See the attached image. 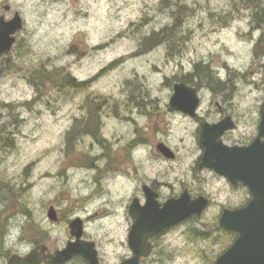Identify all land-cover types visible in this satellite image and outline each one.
<instances>
[{
  "label": "rangeland",
  "instance_id": "374dc122",
  "mask_svg": "<svg viewBox=\"0 0 264 264\" xmlns=\"http://www.w3.org/2000/svg\"><path fill=\"white\" fill-rule=\"evenodd\" d=\"M34 2L27 3L28 24L10 56L14 65H3L0 73V104L32 102L30 107H18L14 113L8 108L0 110V136L12 132L14 139L13 147H4L0 140V204L4 205L0 225L17 213L36 221L46 217L47 224L53 227L63 225L64 216L56 205L66 200L76 208L87 206L83 217L77 216L87 219L84 237L89 238L88 226L93 225L92 230L101 235L108 232L123 236L132 254L128 244L132 220L127 205L136 193L134 180L144 178L145 167L159 173L163 170L172 178L173 193L179 190L176 178L184 174L181 170L195 176L190 173L188 161L193 155L197 157L196 122L169 112L173 85L166 78L185 74L198 62L208 64L221 77L229 74L225 64L233 69L249 68L244 79L248 84L240 82L242 92L236 100L244 109L256 110L264 86L258 67L251 66V43L262 30H252L251 7L240 0ZM182 6L186 8L177 14ZM258 6H264V0ZM177 16L182 19L174 30V41L156 47L146 45L145 36L172 24ZM38 68L43 75L49 73L47 70L57 69V74L68 71L90 84L80 92L40 80L37 88L31 73L38 72ZM143 98L147 102L140 101ZM83 101L88 109L82 107ZM92 111L102 120L106 145L118 150L115 165L121 169L118 173L122 172L114 179L108 178L112 174L109 170H104L102 177L107 176V183L100 186V196L77 198L74 187L92 192L90 176L78 172L79 163L102 155L104 149L80 129L72 152L67 133ZM15 114L23 121L16 123ZM249 125L252 131L254 119H249ZM133 137L138 138L139 145L136 160L127 157L124 150ZM161 140L179 153L177 161L164 162L157 156L155 143ZM72 156L77 159L74 164ZM96 161L106 168L105 158ZM220 187L219 183H211L210 190L218 194ZM245 198L246 192L238 189L227 206L244 203ZM216 199L218 203L200 218L154 238L148 264H214L233 244L235 236L219 224L218 204L227 201L225 196L217 195ZM51 206L58 212L57 221L49 218ZM66 232L73 239L70 223ZM31 235L35 242L45 239L57 249L55 241L36 231L34 225ZM96 242L101 264H106L105 252ZM125 258H116V264ZM77 262L87 264L82 256H74L66 264Z\"/></svg>",
  "mask_w": 264,
  "mask_h": 264
},
{
  "label": "flooded vegetation",
  "instance_id": "af4514ba",
  "mask_svg": "<svg viewBox=\"0 0 264 264\" xmlns=\"http://www.w3.org/2000/svg\"><path fill=\"white\" fill-rule=\"evenodd\" d=\"M30 0H0V14L3 15L4 18H7L11 16L12 20L15 18H22L24 21V29L26 28L28 24V20L25 16V9L27 8V3ZM36 1L34 2V5L37 3L43 4L45 2H51V1H63V0H32ZM252 14L250 15L252 21V30H262V34L258 38H252V63L251 66L254 64L258 67V70L262 74V85L264 86V6H258L251 8ZM0 24L5 25L8 23L3 22V18L0 17ZM24 31V30H23ZM23 31H20L16 34L17 41L14 44L12 48V52H14L16 45L19 41V38ZM11 53L8 57H3L4 61L7 58H10ZM225 69L229 71V74L227 77H221L213 71V80L206 81L205 77L201 75L199 77L198 81L200 84L196 87L198 89L199 97H200V103L196 110V115L194 117L182 112H172L177 113L185 118H188L190 120H194L196 122V146H197V157L195 160L194 165H191L190 173L194 174L195 176H189L188 172L185 170H181L180 173H184L182 176H178L176 178V182L180 184L179 190L171 193V183L167 179L168 173L164 172L163 170L160 172L162 175V179L160 182L154 181V180H148L147 176L145 175L143 179L134 180L137 184L136 193L131 197V201L129 205H127V212L130 216V205L134 201L135 198L139 199L140 205L144 206L147 203L148 196L147 192L149 191L151 194L156 196L157 202H161L163 205L172 198H179L183 193H188L190 195L191 199H195L201 196H204L208 199V206L203 211L202 215L205 214L214 204H217L218 201L216 199L217 195H223L225 196V199L227 201H221L219 202V220L227 208H237L244 206L247 204L251 199V192L249 187L240 182L238 184H234L227 176L220 174L215 168L203 166V157L206 153L207 146L204 143L203 139V133L206 124L208 123L209 119L216 120L215 126H210V131H212V136L214 139V142L217 146H219L222 150L225 146H241L245 147L250 145L259 135L260 133V126L262 121V105L264 103V94L260 102L257 103L256 111L258 112V118L254 119V127L251 131L250 125H249V119H245V113L247 109H244L241 107L240 100H236V95L241 94L242 89L240 88V82L244 84H248L246 82L247 80H244L246 76L248 75V69H233L228 67L227 64H225ZM252 71V70H251ZM250 71V72H251ZM254 72V70L252 71ZM251 72V73H252ZM202 73V72H201ZM200 73V74H201ZM72 76H74L72 74ZM75 77V76H74ZM76 78V77H75ZM77 79V78H76ZM208 89L211 91L212 95L209 97L210 99L206 100L207 95L204 91V89ZM75 88H72V90ZM77 90V89H76ZM78 91L82 92L83 89H78ZM88 104V100L85 101ZM85 102H82V107L87 108L88 106L85 104ZM241 106H240V105ZM91 112V111H90ZM170 112V111H169ZM88 117L85 118L82 116L79 122H76V124L72 127L71 132V143L70 147L72 148L73 152V144L75 143L76 139L78 138V132L80 129H82L83 133L87 137H91L94 140V143H97L98 145L102 146L104 149L103 154L96 155V156H90L87 158V160H84L82 163H79L78 172L85 173L90 176L89 185L92 187V192L88 194L87 197H90L92 199L91 195H94V198H98L100 196V186L103 185V183H107V176H103L104 170H109L114 175H109L108 178H114L116 179L119 175L118 171L121 169H118V167L115 165V161L119 160V156L117 154L118 150L113 147H108L106 145V140L104 138V134L102 133V120L99 118V115L92 113L87 115ZM130 120L134 121V118H130ZM262 140H264V137H262ZM138 138L133 137L129 140V142L126 144V147L124 150L126 151L127 157H130L132 160H136V158L132 156V153H135L138 148ZM164 143L168 145L170 148V143L166 141H158L155 143L156 148V154L157 156L164 162H170V161H177L180 158L179 153L174 150L175 157L169 158L167 157L159 148V144ZM154 148V149H155ZM117 151V152H116ZM105 158L107 161L106 168H103L101 165L98 164L96 161L97 158ZM79 158V157H78ZM84 158V157H83ZM72 156L73 164L77 162V159ZM82 159V158H79ZM124 171V170H123ZM125 172V171H124ZM117 174V175H115ZM145 174V172H144ZM98 175V177H97ZM101 175V176H100ZM122 177V176H121ZM128 178V177H127ZM94 180V181H93ZM201 184V185H198ZM211 183H219L221 187L219 188V193L217 192H211L213 190H210ZM149 187L150 190H147ZM243 189L246 192V198L244 199L245 202L241 203L237 206H227L232 203V200L234 198V195L236 193V190ZM215 193V194H213ZM230 201V202H229ZM201 215V216H202ZM201 216L193 215L183 221H180L174 225H171L170 227H167L160 233L154 235L152 237L151 241L155 247V243L153 241L154 238L163 235L170 231L173 228H177L184 224L185 222L189 220H195L197 218H200ZM131 218V216H130ZM59 219V217H58ZM132 220V218H131ZM84 228L86 233V225H87V219H84ZM133 220L131 223L130 230L132 228ZM223 228V227H222ZM224 229V228H223ZM129 230V233H130ZM84 233V234H85ZM85 240L93 241L87 237H84ZM73 240V239H71ZM96 243V248L98 250V256L100 264L102 262V257L100 255L99 249H98V243ZM36 243V246H42L46 245V254L53 253L55 250L52 248L50 242L48 240H39ZM13 254V253H12ZM11 254V255H12ZM76 256H82V255H76ZM83 257V256H82ZM71 261V260H70ZM70 261H66L63 264L69 263ZM86 263L88 261L85 259ZM142 264H148L147 258L141 259ZM41 264H44L42 262Z\"/></svg>",
  "mask_w": 264,
  "mask_h": 264
},
{
  "label": "water",
  "instance_id": "95a60500",
  "mask_svg": "<svg viewBox=\"0 0 264 264\" xmlns=\"http://www.w3.org/2000/svg\"><path fill=\"white\" fill-rule=\"evenodd\" d=\"M24 29L22 18H15L10 24H0V68L2 58L9 56L17 41L16 34ZM200 103L198 89L185 82H176L173 85V94L169 100L170 112L182 111L192 117L196 115ZM262 121L258 137L248 146H225L222 150L214 142L212 131L208 123L205 126L203 139L207 146L203 157V166L215 168L220 174L227 176L234 184H246L251 192V200L242 207L225 209L220 218V225L237 232L238 236L233 244L220 254L214 264H264V103L261 109ZM160 150L169 158H174L175 153L168 145L159 144ZM147 190H150L147 187ZM147 203L140 205L135 198L130 205V216L133 220L129 233L128 243L133 252L131 259L126 258L120 264H142L141 259L149 257L154 245L151 241L154 235L167 227L183 221L193 215L201 216L208 206V199L204 196L191 199L188 193H183L179 198L169 199L163 210H158L156 196L147 192ZM51 220H58V212L51 206L48 212ZM71 235L75 240L68 241L71 245L76 241L92 244H80L78 249L72 250L76 255H82L89 264H100L98 250L94 241L83 238L85 233L84 221L77 217L70 223ZM45 255L56 256V264L68 261L57 249L54 253L46 254V245H40ZM14 255V254H13ZM35 252L27 261L20 262L17 258L9 259V264H33ZM43 262V261H42ZM41 262V263H42Z\"/></svg>",
  "mask_w": 264,
  "mask_h": 264
},
{
  "label": "clouds",
  "instance_id": "9594fccd",
  "mask_svg": "<svg viewBox=\"0 0 264 264\" xmlns=\"http://www.w3.org/2000/svg\"><path fill=\"white\" fill-rule=\"evenodd\" d=\"M0 17L3 18L4 23L10 24L12 22L11 16L4 18L2 14ZM206 95L211 97L212 93L208 89H204ZM258 112L255 108H249L245 113V119H257ZM209 126H215L216 120L209 119ZM134 158L135 153H132ZM196 156L193 155L188 161L189 164L194 165ZM145 175L148 180H154L160 182L162 175L155 170H148L145 167ZM169 182H172L171 177H167ZM74 194L78 193L77 198H83L88 196V191L82 187L78 190L75 187L73 188ZM158 210H163L165 205L161 202H156ZM4 205L0 204V209H3ZM56 208L60 211L65 220V224L53 227L46 222V217L44 220L36 221L30 220L27 216L17 213L15 216H10L7 219V222L3 225H0V264H9V259L17 258L20 262L27 261L29 257L35 252V257H33V264H41L43 261L44 264H56V256L45 255L42 249L37 248L35 239L32 237L31 233L33 231V225L35 230L44 233L47 235L49 240L55 241V247L59 250L60 253H67L64 256L65 260H73L76 253L72 250L78 249L80 244L91 245L93 252L95 247L92 244H87L82 241H76L71 245L73 248L70 250L68 241L71 237L66 232L67 223H74L77 216L83 217V213L87 211V206L85 205L82 208L74 207L69 201L61 200ZM119 211V209H116ZM198 226V225H197ZM93 225L88 226V235L89 238L93 241H98L100 246L103 248L106 257V264H116V258L118 257H128L131 259V252L127 251V241L121 236L117 237L108 232L104 234H99L96 231H93ZM14 255L9 256L8 254ZM81 264V262H77Z\"/></svg>",
  "mask_w": 264,
  "mask_h": 264
},
{
  "label": "trees",
  "instance_id": "16d2710c",
  "mask_svg": "<svg viewBox=\"0 0 264 264\" xmlns=\"http://www.w3.org/2000/svg\"><path fill=\"white\" fill-rule=\"evenodd\" d=\"M240 2L243 3V5L245 4L246 6L251 7V8H254L257 5L261 4V0H240ZM185 8H186V6L179 7L178 11L176 10L177 14L182 13ZM181 19H182L181 17L177 16V18L173 21L172 24L166 25L161 30L153 31L151 34H148L147 36H145L146 45H152L153 47H156V46L160 45L161 43H164V42L170 43L171 41H174L173 40V35L175 33L174 30L179 27ZM146 49H148V48H146ZM13 63L14 62H12L10 60V58L5 59L3 61L0 73H1V71H3V67L6 64L8 65V67H10L11 65H14ZM57 71H58L57 69L54 71L47 70V72H49V73L45 72V74L43 75V73H41L42 70L39 69L38 72L35 71L34 74H33V72L31 73V81L37 88L39 86L40 80H42V82L47 80L48 82L54 83L60 89H63L62 87L70 88V89L75 88L77 90L78 89H85L90 84L89 81H80V80L76 79L68 71H66L65 73H59V74H57ZM213 74H214L213 70L211 69V67L208 64L198 62L195 64L193 70L188 71L185 74H181V75L177 74V75H174V76H172L170 78H166V79L169 81V85H173L175 82H186V83H189V84L197 87L200 84L198 79H199V77H201V75L203 77H205L206 81H208V80L212 81L214 78ZM140 101L147 102L145 98L141 99ZM31 104H32V102H25V103H19V104L2 102L0 104V110L2 111V107H3V109L8 108V109L13 110L11 112L14 113L15 110L18 109V107H23V106L30 107ZM1 116H2V112L0 113V117ZM15 119H16V123L23 121V119L19 116V114H15ZM71 132H72V130L68 131V133H67L68 149L70 148V143H71ZM0 140H1V144H3L4 147H13L14 146V139H13L12 132H8L6 135H1ZM7 187H9V186H7ZM11 191H12V189H11ZM230 233L235 234V236L233 237V240L235 241V239L237 238V234L235 232H232V231H230ZM8 255H10V254H8Z\"/></svg>",
  "mask_w": 264,
  "mask_h": 264
}]
</instances>
